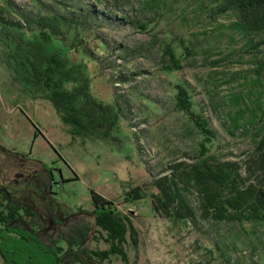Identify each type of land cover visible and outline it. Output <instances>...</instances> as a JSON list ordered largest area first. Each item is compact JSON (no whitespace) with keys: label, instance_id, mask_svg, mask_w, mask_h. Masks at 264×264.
<instances>
[{"label":"rangeland","instance_id":"374dc122","mask_svg":"<svg viewBox=\"0 0 264 264\" xmlns=\"http://www.w3.org/2000/svg\"><path fill=\"white\" fill-rule=\"evenodd\" d=\"M14 2L22 11L34 9L31 0ZM103 4L99 7L111 15L136 18L145 28L114 23L101 30L107 46L87 31L82 42L57 39L44 49L48 53L61 50L68 60L84 64L93 96L104 103L124 97L132 114L123 117L119 129L107 138L72 136L53 104L25 81L24 39L0 25V147L5 150L0 151V184L20 188L30 182L48 188L49 178L58 182L45 197L31 190L28 194L48 229L55 218L51 206L59 204L66 213H80L81 224L90 227L94 223L90 191L94 190L132 222L137 244L132 243L129 230V264H264L263 224L178 222L157 215L150 198L133 204L124 200L125 193L136 186L157 193L151 190L155 178L169 175L178 163L196 160L199 135L187 133L192 127L176 108V85L188 87L194 110L217 132L211 155L239 163L244 170L257 131H237L233 136L230 117L237 111L234 96L238 94L245 101L241 108L255 111L259 128L264 125V71L259 69L264 37L239 29L237 17L220 12L217 0H106ZM182 41L193 45L195 55H187ZM166 44L176 52L183 69L163 70ZM118 46L124 51L123 60L118 58ZM120 71L137 73L135 82L120 87ZM54 198L59 204H49ZM190 200L196 207V196ZM103 239L95 228L87 236L88 249L108 250L110 245ZM0 264H6L1 256ZM104 264L124 263L112 256Z\"/></svg>","mask_w":264,"mask_h":264},{"label":"trees","instance_id":"16d2710c","mask_svg":"<svg viewBox=\"0 0 264 264\" xmlns=\"http://www.w3.org/2000/svg\"><path fill=\"white\" fill-rule=\"evenodd\" d=\"M1 1L4 8L0 9V25L15 30L26 43L25 81L53 104L63 123L69 127L70 134L107 138L118 130L123 117L132 114L129 102L124 97L112 103L99 101L92 94L91 79L84 64L68 60L61 50L48 53L44 48L57 39L73 38L82 42V35L87 31L99 36L101 43L107 46L106 39L101 35L103 28L114 23L143 28L146 24H140L130 16L111 15L105 7H99L106 0H97L96 4L31 0L34 9L29 12L18 9L14 0ZM217 1L220 12H231L237 17L236 26L239 29L246 34L264 37V0ZM145 8L154 10L152 5ZM25 32L30 34L29 38L24 36ZM181 46L190 57L195 55L193 45L188 46L182 41ZM121 49V46L117 47L118 58L123 60L124 51ZM82 50L87 52L88 49L84 47ZM162 60L163 70L168 73L183 69L176 52L168 44L163 48ZM259 69L264 71V55L259 61ZM136 75L120 71L117 84L121 87L135 82ZM176 88V108L188 118L192 127L187 133L199 135L196 160L190 164L178 163L169 175L155 178L151 190L155 188L157 193L146 192L142 186L129 189L124 195L125 202L133 204L150 198L157 215L178 222L201 219L215 223L264 225V125L259 128L256 112L242 109L240 105L245 102L244 97L234 96L238 108L230 117L233 132H229L235 136L237 131L244 134L252 129L257 131L252 156L243 170L239 163L221 161L211 155L217 132L202 113L194 110L188 87L176 85ZM0 151L5 150L0 147ZM48 184V188L30 182L20 188L0 184V256L6 264H104L112 256L120 257L124 264H129L126 251L129 230L132 243L137 244L132 222L94 190L90 191L94 207L91 215L94 223L90 227L81 224L80 213L63 211L56 198L49 202L51 205L59 204L50 209L55 217L53 226L51 229L45 227L35 210L34 200L28 194L31 190L45 197L51 185L58 182L53 183L49 178ZM191 195L197 198L196 207L191 203ZM95 228L110 245L108 250L88 249L87 236Z\"/></svg>","mask_w":264,"mask_h":264}]
</instances>
